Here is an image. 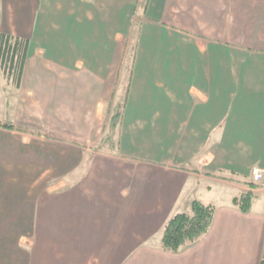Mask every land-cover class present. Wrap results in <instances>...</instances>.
Masks as SVG:
<instances>
[{"label":"crops","instance_id":"0c3cea01","mask_svg":"<svg viewBox=\"0 0 264 264\" xmlns=\"http://www.w3.org/2000/svg\"><path fill=\"white\" fill-rule=\"evenodd\" d=\"M141 1L0 0V34L30 41L20 88L0 68V264L262 263L264 0ZM194 200L209 232L165 250Z\"/></svg>","mask_w":264,"mask_h":264},{"label":"trees","instance_id":"16d2710c","mask_svg":"<svg viewBox=\"0 0 264 264\" xmlns=\"http://www.w3.org/2000/svg\"><path fill=\"white\" fill-rule=\"evenodd\" d=\"M29 48L30 41L27 39L0 34V68L8 85L15 88L21 87ZM121 118L122 113L112 117V131L118 128ZM3 127L14 129L11 124ZM110 140L111 138L107 140V143ZM253 200L254 194L248 192L236 198L234 202L242 212L248 213L252 209ZM190 208L191 212L175 215L165 226L162 238L165 250L179 252L186 245L196 244L209 232L215 215V207L194 200ZM261 264H264V257Z\"/></svg>","mask_w":264,"mask_h":264},{"label":"rangeland","instance_id":"374dc122","mask_svg":"<svg viewBox=\"0 0 264 264\" xmlns=\"http://www.w3.org/2000/svg\"><path fill=\"white\" fill-rule=\"evenodd\" d=\"M147 3L148 0H142L141 4H138L137 7V15H140L141 17L145 16L146 9H147ZM141 17L136 19V24L141 23ZM136 32L138 34V27H136ZM135 36V39L131 42V49L125 57V65L122 66L121 71L118 75V77L115 79V87H113V96H112V101L110 105L108 106V109L106 111V118H105V123L103 125V143L108 144L107 140L111 138L109 143L114 142V137H115V131H112L111 128V120L112 117L118 113L123 112V106L125 103V96L128 91L129 87V81H130V73L132 71V64H131V52L133 49L134 42L138 38V36ZM0 121L2 122V118H0ZM28 169V168H27ZM26 169V170H27Z\"/></svg>","mask_w":264,"mask_h":264},{"label":"built area","instance_id":"2783aa9c","mask_svg":"<svg viewBox=\"0 0 264 264\" xmlns=\"http://www.w3.org/2000/svg\"><path fill=\"white\" fill-rule=\"evenodd\" d=\"M252 182L264 190V170L255 169L252 172Z\"/></svg>","mask_w":264,"mask_h":264}]
</instances>
